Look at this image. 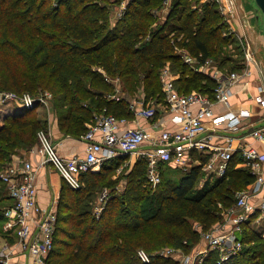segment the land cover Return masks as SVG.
<instances>
[{"label": "trees", "instance_id": "obj_1", "mask_svg": "<svg viewBox=\"0 0 264 264\" xmlns=\"http://www.w3.org/2000/svg\"><path fill=\"white\" fill-rule=\"evenodd\" d=\"M164 3L169 4L168 17L160 20ZM112 4L0 0V91L33 96L51 91L60 129L81 138L96 115L134 119L130 103L141 97L145 103L165 105L163 68L171 69L178 93L199 91L213 99L217 82L202 69L204 63L211 60L227 73L243 67V59L239 66H228L233 59L226 45L237 37L213 0H127L124 15L111 23ZM182 50L197 59L199 70L185 63ZM46 126L35 107L19 108L0 125V221L11 205L1 173L14 156L37 147L38 131ZM190 156L200 164L175 180L163 176L169 163L159 162L161 181L156 187L149 182L145 158L119 175L127 155L104 160L99 171L84 173L77 189L64 181L47 264H146L137 253L141 248L152 256L149 264H179L158 252L177 246L190 253L201 231L221 220L223 209L234 205L238 192L255 181L235 153L223 176L198 188L208 154L194 150ZM105 189L108 198L97 216L95 208ZM252 221L244 224L243 249L226 264H264V238L251 227ZM216 261L212 254L204 264Z\"/></svg>", "mask_w": 264, "mask_h": 264}, {"label": "built area", "instance_id": "obj_2", "mask_svg": "<svg viewBox=\"0 0 264 264\" xmlns=\"http://www.w3.org/2000/svg\"><path fill=\"white\" fill-rule=\"evenodd\" d=\"M213 1L219 5L222 14L234 15V0ZM230 29L243 46V67L240 71L227 73L213 67L211 60L204 63L202 69L209 71L217 82L213 99L199 91L190 94L178 93L173 73L166 67L161 72V80L167 103H145L144 97H141L139 102L130 103L135 117L152 120L150 129L123 128L127 119L118 118L113 114H100L95 116L88 131L81 137L86 143L84 156L60 155L45 130L38 131L39 145L30 151L41 157V166L51 165L74 189L81 186L84 173L93 172L104 160L119 155L145 158L148 162L149 182L156 185L161 181L159 162H174L180 167H188L192 162V151L205 153L208 158L202 164V170L213 179L223 176L234 154L239 153L242 165L249 168L255 176V181L246 190L238 192L234 205L223 209L221 220L209 230L201 231V246L198 250L186 253L180 249L168 248L158 252V256L172 257L179 264H204L212 254L216 255L217 264L228 263L244 247L241 238L244 224L251 218L258 222L264 216V150L254 144H235L238 133L247 127L251 138L259 144H264V69L252 50L245 29L239 25L231 26ZM182 56L185 63L200 69L196 66L197 59L187 51L182 50ZM114 82L117 83L118 79ZM237 84L244 85L246 90H253L252 100L261 104L257 117H253L251 109L231 108L233 87ZM50 97L51 94L47 91L39 97H33L29 93L0 91V104L16 102L24 108H37L48 105ZM113 97L116 98L117 94ZM163 106L172 127H163L155 120ZM217 106H222L223 109L216 111ZM258 120L261 124H256ZM223 129L229 132L223 136L226 138L225 145L213 143V137L220 136L219 132ZM146 142L148 148H144ZM196 162L200 164L199 160ZM35 171L31 161L14 156L1 173L2 182L12 200V204L4 212V229L8 234L6 242L0 247L1 264H15L13 256L16 253L10 244L11 239H15L22 256L31 258L33 264H47L46 259L53 250L57 212L43 209L38 204ZM260 195H263V199L256 204L255 198ZM107 198L108 190L105 189L100 194L95 208L97 216ZM137 253L143 263H151L152 256L147 251L139 249Z\"/></svg>", "mask_w": 264, "mask_h": 264}, {"label": "crops", "instance_id": "obj_3", "mask_svg": "<svg viewBox=\"0 0 264 264\" xmlns=\"http://www.w3.org/2000/svg\"><path fill=\"white\" fill-rule=\"evenodd\" d=\"M250 3V12L254 13V20L256 22H261L262 16L259 12L258 7L256 6L255 2L253 0H248ZM235 6L237 8V3H235ZM264 30V28H263ZM264 78V77H263ZM252 94L253 90H246L244 85L237 84L233 87V96L231 98V108H247L248 104L253 102L252 100ZM16 102H7L6 104L1 105L0 104V125L3 123V119L8 114H13L18 110L19 108L16 107ZM164 107H161L159 109L156 121L161 124L163 127H172V123L169 120V117L167 113L164 112ZM222 106H217L216 111L222 110ZM36 111L38 112L39 116L41 115L42 119L47 121V126L45 128V131L48 133L52 144L55 146L57 152L62 156H84L85 155V147L86 143L82 138H76L69 135H66L62 132L60 129L58 119L54 112L53 104L48 103V105L45 106H38L36 108ZM257 119V118H256ZM152 120L146 119L143 117H135L134 119L126 120L125 123H123L124 127H144L147 129L151 128ZM256 124H261L258 120ZM209 127H211V124H209ZM249 127L245 128L242 132H239L237 135V140L235 144H254L257 145L260 150H264V144H259L255 142L251 136L248 133ZM209 132L211 133V130L209 129ZM229 132L226 131V129H223L221 132H219L220 136H214L212 139L213 143L222 144L225 145L226 138L225 134H228ZM148 143H145L144 148H148ZM22 158L27 159L31 161L35 167V184H36V198L38 201V204L43 209H52L57 212L58 204H59V198L61 195L62 187L64 184V180L61 177V175L49 164L40 165L41 157L37 155L36 153H31L30 151H25L22 153ZM133 156H129L123 163L128 164L129 161L135 162L137 160ZM124 167V164L121 166ZM120 168L119 170H121ZM100 170V167L96 168L93 172H97ZM264 173V172H263ZM120 189L122 188V185L120 183L119 185ZM263 199V195H260L255 198V203L258 204ZM6 202L12 204V200H7ZM1 221L0 223H2ZM6 242V238L2 237L0 235V247ZM10 244L12 246V249L16 253L13 256V262L15 264H33V261L31 258L22 256L23 254L20 252L19 247L17 245V242L15 243V239H11ZM201 246V240L200 242L194 246L192 251H196Z\"/></svg>", "mask_w": 264, "mask_h": 264}, {"label": "rangeland", "instance_id": "obj_4", "mask_svg": "<svg viewBox=\"0 0 264 264\" xmlns=\"http://www.w3.org/2000/svg\"><path fill=\"white\" fill-rule=\"evenodd\" d=\"M110 1L113 3L112 6L109 8L110 9V13H109L110 14V20L112 23V22L117 21V19L121 18L124 15V10L126 8L127 0H119L117 2H115L114 0H110ZM206 1H212V0H206ZM234 2L237 3V8H236L234 15H229V14L224 15V14H222V12H221V14L223 15L226 23L229 24L230 28H231V26L237 27L239 25L245 29L246 34H247V38L251 43L252 50L254 51L256 58L261 62L263 69H264V30H263V28H264V17H263V14L259 10V12L262 16L261 17L262 20L258 24V22H256L254 20V16H253L254 13L250 12L251 8H250V3L248 2V0H234ZM168 8H169V4L164 3L163 7L158 12V17L160 20L168 17V16H166L167 14L165 15V12L168 10ZM219 9L221 11L220 7H219ZM226 30L227 29H224L225 32H226ZM230 31H231V29H230ZM226 50H227L229 57L233 59V62L229 63L228 66L231 67V65H233V64H235V66H239L240 63L242 62V59L244 56V50H243V46L241 45L240 40L237 38V40H235L234 42L233 41L228 42V44L226 45ZM228 66H226V68ZM262 80L264 81V78ZM111 81L114 82V79ZM46 91L51 94V97L49 99V103L53 104L55 96H54V93H52L49 90L41 91L37 95H34V96L39 97L43 92H46ZM16 107L17 108H23L22 104H19V103L16 104ZM247 107L249 109H251L253 117H257L258 111L261 108V104L257 103V101L254 100L253 102L248 104ZM39 117H42V116L40 115ZM37 145H39V142ZM134 158L136 159V156H134ZM122 164H124L125 166L123 167V169H122L123 171H121V173H119V175L123 174V172L126 174V172L130 171V169H132L134 163L132 161L131 162L129 161L128 164H125V163H122ZM122 164H121V166H122ZM195 164H198L196 162V160H192V162H190V165L188 167H180L177 163L170 162L169 164H167L163 168V172H164L163 176L175 180L179 176H181L183 173L189 171L190 168ZM121 166H120V168H122ZM207 180L212 181L214 179H211V176L209 177V176H207L206 173H204L203 176L201 177L200 181L197 183V187L198 188L203 187V185L205 184V182ZM120 183H121L122 188H123V186L125 184L124 178H122V180H120ZM150 184H152V187H156V185H157V184L154 185L151 182H150ZM192 224H195V222L193 220H192ZM250 225H251V227L255 228L256 231L259 234H261L264 238V216H262V218L258 222L254 220ZM7 234H8V232H6L4 229V221H3L2 223H0V235H2V237L6 238ZM168 248H173L175 250L180 249L177 246H164L161 249H168ZM180 250H182V249H180ZM157 251L158 250H155V252H153L152 254L156 253Z\"/></svg>", "mask_w": 264, "mask_h": 264}, {"label": "water", "instance_id": "obj_5", "mask_svg": "<svg viewBox=\"0 0 264 264\" xmlns=\"http://www.w3.org/2000/svg\"><path fill=\"white\" fill-rule=\"evenodd\" d=\"M254 2L264 17V0H254Z\"/></svg>", "mask_w": 264, "mask_h": 264}]
</instances>
